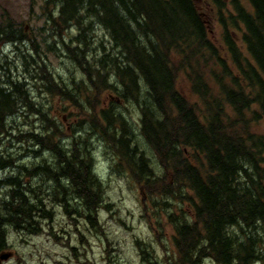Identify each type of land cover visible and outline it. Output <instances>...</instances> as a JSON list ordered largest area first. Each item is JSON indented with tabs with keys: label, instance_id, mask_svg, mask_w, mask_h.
Returning a JSON list of instances; mask_svg holds the SVG:
<instances>
[{
	"label": "trees",
	"instance_id": "16d2710c",
	"mask_svg": "<svg viewBox=\"0 0 264 264\" xmlns=\"http://www.w3.org/2000/svg\"><path fill=\"white\" fill-rule=\"evenodd\" d=\"M199 2L43 0L32 35L0 13V255L68 246L55 209L103 233L101 147L146 198L143 262L264 264V0Z\"/></svg>",
	"mask_w": 264,
	"mask_h": 264
},
{
	"label": "rangeland",
	"instance_id": "374dc122",
	"mask_svg": "<svg viewBox=\"0 0 264 264\" xmlns=\"http://www.w3.org/2000/svg\"><path fill=\"white\" fill-rule=\"evenodd\" d=\"M196 1L201 7L200 0ZM229 1L231 0H227V7L233 12ZM239 1L243 5L247 4L246 0ZM42 6L43 0H0V13L5 11L23 26L24 32L32 35L37 33V28L42 24ZM217 36L218 31L215 30V37ZM48 57L53 74L68 78L69 72H72L71 66L52 55ZM105 156L101 147L94 152L95 173L107 184L105 198L113 206L109 210H100L103 233H95L89 227L84 228L83 221L76 216L72 225L55 209L54 230L69 245L52 242L45 233L23 237L9 233L11 255L8 260L0 259V264H15L17 255L26 264H147L138 256L137 242L140 247L144 244L150 245L162 258L161 252L155 247L149 220L143 217L139 187L129 178L111 174L110 160ZM147 205L151 208L149 201ZM115 211H118V215H113ZM61 228L62 232L59 231ZM75 229L84 237V242L78 241ZM203 264L212 263L205 261Z\"/></svg>",
	"mask_w": 264,
	"mask_h": 264
},
{
	"label": "water",
	"instance_id": "95a60500",
	"mask_svg": "<svg viewBox=\"0 0 264 264\" xmlns=\"http://www.w3.org/2000/svg\"><path fill=\"white\" fill-rule=\"evenodd\" d=\"M7 258H8V256H6V255L0 257V259H3V260H5V259H7Z\"/></svg>",
	"mask_w": 264,
	"mask_h": 264
}]
</instances>
